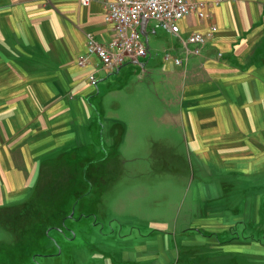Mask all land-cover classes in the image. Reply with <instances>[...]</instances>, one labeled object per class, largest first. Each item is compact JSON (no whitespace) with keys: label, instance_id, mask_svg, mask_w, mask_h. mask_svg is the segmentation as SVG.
I'll list each match as a JSON object with an SVG mask.
<instances>
[{"label":"crops","instance_id":"0c3cea01","mask_svg":"<svg viewBox=\"0 0 264 264\" xmlns=\"http://www.w3.org/2000/svg\"><path fill=\"white\" fill-rule=\"evenodd\" d=\"M108 1L90 0L84 4L82 0H0V203L9 193L21 195L23 185L32 182V178L50 172L46 162L51 159L47 158L49 153L70 151L79 159L77 150L84 142L89 150H95L98 135L94 128L93 103L100 100L105 86L101 88L103 84L99 82L128 76L136 66L142 67L145 76L154 75L150 89L157 87L166 94L156 96L150 90L133 98L117 95L114 108L119 110L109 133L111 148L145 151V142L134 140L144 135L133 130L135 118L153 117L162 128L172 129L160 128L156 132L154 123L139 125L142 132L150 135L146 141L153 148L149 150L160 151V146L166 145L168 151H174L183 142L189 152L188 167L204 169L205 175L211 176L209 180L198 181L192 194L194 200L221 199L231 181L240 182L231 180L232 176L253 180L255 185L262 183L264 0H225L220 5H212L210 16L204 19L195 14L182 18L179 25L183 38L195 31H207L211 25L218 28L208 37L201 53L191 55L182 64L171 58L155 71L150 67L147 38L148 53L137 61L108 69L92 54L87 65L80 66L78 57L87 51L88 33L104 45L115 36L112 23L104 16ZM148 24L142 29L145 35L156 30L155 27L149 30ZM167 32L182 41L179 35ZM131 62L137 65L126 67ZM159 71L168 77L166 81L157 79ZM92 72L97 77L96 84L89 80ZM108 73L113 74L107 77ZM119 87L116 84L114 89L118 92ZM175 135L180 136L177 143ZM121 140L125 143H120ZM130 158L126 160H133ZM162 162L165 167L170 166L168 159ZM171 166L177 167L173 162ZM262 194L259 191L246 195L249 203L245 215L236 207L214 205L211 211L201 209L186 223V230L198 227L204 232L223 233L238 223L248 224L254 199L255 221L264 231V218L257 213L263 203ZM187 212V216L192 215L191 210ZM172 218H158L153 225L167 228L173 222H177L173 224L176 228L181 225L178 218ZM140 221L144 224L147 220ZM210 238L194 232L188 237V243L205 245ZM214 240L215 249L221 250L226 241ZM155 242L162 245L161 236ZM237 242L234 249L245 253L251 249L258 251L263 258L255 260L264 264V240L251 241V249L246 248L249 242ZM146 249L144 246L140 250L142 254L124 250L122 259L143 260V264L150 261L153 264H232L234 260L143 259Z\"/></svg>","mask_w":264,"mask_h":264},{"label":"rangeland","instance_id":"374dc122","mask_svg":"<svg viewBox=\"0 0 264 264\" xmlns=\"http://www.w3.org/2000/svg\"><path fill=\"white\" fill-rule=\"evenodd\" d=\"M154 27V22L150 21L149 30ZM147 38L150 67L155 71L166 61L167 51L173 58L185 56L183 42L163 28H156L155 32L150 30L149 35L143 33L144 41ZM136 65L131 62L126 67ZM108 74L106 76L110 77L113 73ZM167 78L158 72V80L163 82ZM153 79L154 75L145 76L142 67L136 66L128 76L99 82L103 84L101 88L105 86L100 100L93 103L96 111L94 128L98 135L95 150L84 146L83 140V146L77 150L79 159L74 156L75 152L49 153L47 158L51 159L46 162L50 172L32 178V182L23 185L21 195L9 193L0 203V264H143V260L132 262L122 258L125 257L124 250L139 254L144 246L147 249L143 259H170L173 262L176 259H234L232 264H261L256 260L263 255L251 249V241L264 240V231L255 221L254 199L251 201V221L238 223L229 231L211 233L198 227L186 230V223L193 215L197 216L199 210H210L214 205L227 209L236 207L245 215L249 203L246 195L259 191L263 193V203L257 213L264 218V181L255 185L253 180L232 176L231 180L240 182L231 181L221 199L194 200L192 194L198 181L209 180L211 176H206L204 169L188 167L189 152L183 142L174 151H168L166 145H161L160 151L149 150L153 148L146 141L150 140V135L142 132L139 125L154 123L156 132L172 129L162 128L153 117L135 118L133 130L144 135L134 140H137L135 143L144 141L145 151L111 148L109 133L116 123L112 119L117 118L116 111L119 110L114 108L116 96L133 98L146 95L150 90L153 95L165 96L166 93H161L157 87L150 89ZM116 84H120L118 92L114 89ZM173 138L176 143L180 140L179 135ZM128 157L133 160L127 161ZM163 158L169 160V167L164 166ZM171 162L177 167L171 166ZM188 210L192 215L187 216ZM162 217L178 218L181 225L177 228L173 225L177 222L168 228L153 225ZM139 219L147 221L142 224ZM194 232L211 238L205 245H193L188 243V237ZM159 236L162 245L155 242ZM214 238L226 241L223 243L225 248L215 249ZM237 241L241 244L249 242L246 248L251 250L245 253L234 249ZM146 264H153V261Z\"/></svg>","mask_w":264,"mask_h":264},{"label":"built area","instance_id":"2783aa9c","mask_svg":"<svg viewBox=\"0 0 264 264\" xmlns=\"http://www.w3.org/2000/svg\"><path fill=\"white\" fill-rule=\"evenodd\" d=\"M90 0H82L88 4ZM225 0H110L105 4V19L112 23L115 36L107 45L97 41L90 33L87 34V51L78 57L80 66L88 63L89 56L97 55L105 68L114 69L127 61L139 60L146 56L148 48L143 39V23L153 21L155 28L181 37L184 45V57L175 56L167 51L165 59H173L177 64L187 61L191 55H198L207 43L208 37L217 31L211 25L207 31H195L187 38L180 34L179 21L186 16L195 14L204 19L210 16L209 8L220 5ZM222 53L220 52L219 55ZM89 80L97 83L95 73L89 74Z\"/></svg>","mask_w":264,"mask_h":264},{"label":"water","instance_id":"95a60500","mask_svg":"<svg viewBox=\"0 0 264 264\" xmlns=\"http://www.w3.org/2000/svg\"><path fill=\"white\" fill-rule=\"evenodd\" d=\"M145 24H146V22L143 23V28H144Z\"/></svg>","mask_w":264,"mask_h":264},{"label":"trees","instance_id":"16d2710c","mask_svg":"<svg viewBox=\"0 0 264 264\" xmlns=\"http://www.w3.org/2000/svg\"><path fill=\"white\" fill-rule=\"evenodd\" d=\"M15 209V208H14ZM16 211V210H15Z\"/></svg>","mask_w":264,"mask_h":264}]
</instances>
